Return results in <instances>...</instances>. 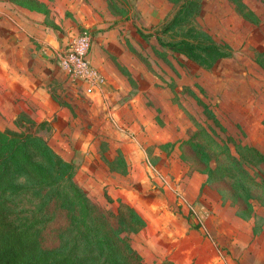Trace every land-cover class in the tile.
I'll use <instances>...</instances> for the list:
<instances>
[{"label": "rangeland", "instance_id": "1", "mask_svg": "<svg viewBox=\"0 0 264 264\" xmlns=\"http://www.w3.org/2000/svg\"><path fill=\"white\" fill-rule=\"evenodd\" d=\"M20 1L44 9L57 30L48 31L45 63L32 64L34 76L17 73L24 63L12 70L0 65V130L26 131L34 122L31 130L77 166L75 181L91 199L115 212L122 201L146 221L130 236L144 264H172V241L183 232L178 211L190 210L192 229L200 228L191 204H180L173 187L184 182L192 197L205 180L181 159L179 144L188 132L215 130L264 153V0H241L248 18L231 0H202L197 25L234 52L211 70L159 42L177 39L175 32L163 33L176 13L166 0ZM83 30L92 33L90 60L106 77L104 93L87 92L59 67L58 48ZM217 199L209 189L198 197L211 209ZM214 245L224 258L233 257L220 241ZM194 246L188 256L176 243L181 264H196Z\"/></svg>", "mask_w": 264, "mask_h": 264}, {"label": "trees", "instance_id": "2", "mask_svg": "<svg viewBox=\"0 0 264 264\" xmlns=\"http://www.w3.org/2000/svg\"><path fill=\"white\" fill-rule=\"evenodd\" d=\"M166 1L176 13L163 33L175 32L177 39L159 40L162 46L205 70L233 57L230 45L216 42L197 25L202 0ZM231 1L248 18L243 2ZM34 125L30 122L31 129ZM31 129L0 130V264H144L130 237L146 228L141 215L122 201L116 212L96 203L76 183L77 166ZM179 150L189 172L204 175V185L223 204L253 220L256 235L263 231L264 216L256 208L264 212V153L203 127L189 131Z\"/></svg>", "mask_w": 264, "mask_h": 264}, {"label": "crops", "instance_id": "3", "mask_svg": "<svg viewBox=\"0 0 264 264\" xmlns=\"http://www.w3.org/2000/svg\"><path fill=\"white\" fill-rule=\"evenodd\" d=\"M0 4V15L2 16L0 17V65L4 64L7 70H12L17 64L21 66L20 63H24L26 69L19 70L16 67L17 73L24 77L25 75L34 76V72L31 70L32 64L45 63L43 62V54L46 53L44 43L46 36L52 35L48 31L53 32L57 29L48 22L44 9L27 8L8 0H0ZM56 44H58L57 41ZM39 45H41L40 48ZM5 51H8V54L12 56L10 59ZM14 56L18 57L14 58ZM22 56L24 57L22 58ZM27 61L30 65H27ZM24 73L26 74L23 75ZM36 92V96H38L39 90L37 88ZM191 181L193 185L194 180ZM205 182L206 180L203 179L199 186L196 185V194L192 197H188L184 192V182L173 186L182 196L180 204H191L194 221L197 225H200V228L199 230L194 227L192 229L191 223L193 222L188 221L190 210L182 211V213L178 211L176 215L181 218L178 221L183 232L179 236H175L178 240H171L172 264L182 263L180 254L178 255L177 251H174L177 242L182 245L183 250L181 252L185 253L187 250L188 256L192 247H195L194 244L196 245V252H199L196 264H264V241L259 239L263 235L264 229L256 235L254 233V221L240 218L237 215L236 208L232 207L230 203L223 204L220 195L205 186ZM167 184L171 186L169 183ZM202 189H209L217 195L219 204H215L214 209H211L210 206L205 207L206 205L202 201L199 203L198 197ZM256 211L264 216V212L260 208H256ZM218 226H220L219 232L216 233ZM201 234L202 236H200ZM217 241H220L221 246L227 248L233 257L230 256V258L227 257L229 259H226L224 258L225 255L216 251L213 246ZM207 250H210L211 253Z\"/></svg>", "mask_w": 264, "mask_h": 264}, {"label": "built area", "instance_id": "4", "mask_svg": "<svg viewBox=\"0 0 264 264\" xmlns=\"http://www.w3.org/2000/svg\"><path fill=\"white\" fill-rule=\"evenodd\" d=\"M92 44V33L81 31L58 49L59 67L70 79L84 86L87 92L104 93L106 77L90 60Z\"/></svg>", "mask_w": 264, "mask_h": 264}]
</instances>
